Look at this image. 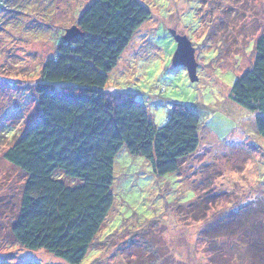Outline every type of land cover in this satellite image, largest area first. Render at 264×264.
<instances>
[{"label": "rangeland", "instance_id": "rangeland-1", "mask_svg": "<svg viewBox=\"0 0 264 264\" xmlns=\"http://www.w3.org/2000/svg\"><path fill=\"white\" fill-rule=\"evenodd\" d=\"M92 1L0 0V264H66L13 243L25 176L2 155L38 116L42 65ZM137 1L151 16L108 74L107 101L131 96L156 129L173 106L190 109L199 146L163 177L123 147L113 162V205L80 264H262L242 246L264 239V139L230 90L252 65L264 0ZM179 38L194 50V82L175 64ZM54 179L76 184L58 172ZM195 201L199 222L183 210ZM147 221L154 224L144 228Z\"/></svg>", "mask_w": 264, "mask_h": 264}, {"label": "trees", "instance_id": "trees-1", "mask_svg": "<svg viewBox=\"0 0 264 264\" xmlns=\"http://www.w3.org/2000/svg\"><path fill=\"white\" fill-rule=\"evenodd\" d=\"M150 16L137 0H93L76 22L80 35L63 40L42 65L33 89L38 116L2 155L25 176L10 220L15 246L80 264L113 205V162L123 147L144 158L157 177L178 173L179 162L196 152L199 118L192 110L173 106L167 123L156 129L131 96L116 104L107 101L108 74ZM230 99L254 115L264 139V31L255 41L252 65L235 80ZM56 172L76 184L54 179ZM198 203L183 209L185 217L203 220L195 218ZM152 224L147 221L144 228ZM242 247L264 264L259 234Z\"/></svg>", "mask_w": 264, "mask_h": 264}, {"label": "water", "instance_id": "water-1", "mask_svg": "<svg viewBox=\"0 0 264 264\" xmlns=\"http://www.w3.org/2000/svg\"><path fill=\"white\" fill-rule=\"evenodd\" d=\"M80 35V31L77 26H73L69 30L66 31V35L64 37L65 41H71L77 36ZM175 64L178 66L184 67L189 75L191 81H196L195 77V70H196V63L194 59V50L190 46V44L185 40L179 38L177 44V50L174 57Z\"/></svg>", "mask_w": 264, "mask_h": 264}]
</instances>
